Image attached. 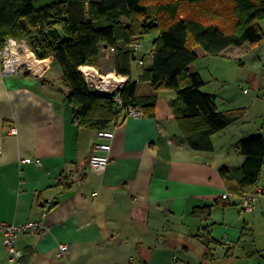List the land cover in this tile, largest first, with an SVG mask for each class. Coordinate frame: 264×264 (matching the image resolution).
<instances>
[{"label":"crops","instance_id":"1","mask_svg":"<svg viewBox=\"0 0 264 264\" xmlns=\"http://www.w3.org/2000/svg\"><path fill=\"white\" fill-rule=\"evenodd\" d=\"M156 37L140 40L132 75H124L138 82L139 95L152 92L140 76L153 65ZM247 44L217 56L238 58ZM99 52L96 67L103 74L116 72L114 51L102 43ZM196 52L190 68L206 82L202 91L215 94L218 108L228 110L219 106L218 93L196 65L214 55L202 46ZM42 61L47 68L42 74L0 75V222L41 220L48 228L43 235L19 234L21 264H264V169L253 213L241 216V197L233 195V204H214L229 192L220 168L240 169L245 157L238 142L264 131L231 138L227 132L235 121L213 135L212 151L194 150L170 105L177 93L163 90L154 116L124 113L112 123L110 164L94 174L89 158L97 129L75 122L61 65L52 55ZM26 158L42 163L22 162ZM209 204H214L211 234L217 243L208 247L196 236L204 221L193 209ZM4 240L0 231V264H20L9 261ZM60 243L72 245L67 257L57 256Z\"/></svg>","mask_w":264,"mask_h":264},{"label":"trees","instance_id":"2","mask_svg":"<svg viewBox=\"0 0 264 264\" xmlns=\"http://www.w3.org/2000/svg\"><path fill=\"white\" fill-rule=\"evenodd\" d=\"M263 20L264 0H0V49L14 37L26 39L40 59L54 56L71 90L67 100L74 120L83 127L109 128L129 107L152 117L158 93L173 90L177 97L170 105L186 142L194 150L212 151L213 135L239 120L244 108L220 110L217 96L202 91L206 82L190 68L198 59L196 48L217 56L230 46L262 44ZM151 33L157 34L153 65L140 76L151 93L139 95L131 77L121 92L122 104L90 90L81 66L101 65L102 43L114 48L116 73L131 76L137 53L131 45ZM237 148L245 157L243 166L222 167L220 174L230 194L243 198L262 177L264 133L239 141ZM214 204L233 202L220 197ZM214 204L193 209L204 221L196 236L208 247L217 243L211 234Z\"/></svg>","mask_w":264,"mask_h":264},{"label":"built area","instance_id":"3","mask_svg":"<svg viewBox=\"0 0 264 264\" xmlns=\"http://www.w3.org/2000/svg\"><path fill=\"white\" fill-rule=\"evenodd\" d=\"M141 43L135 41L131 47L135 52L138 51ZM110 50H114L110 47ZM46 65L42 59L38 58L30 47L26 39H17L10 37L6 40L3 48L0 50V75L7 77L10 75H37L42 74L46 70ZM81 71L85 75L86 82L93 92L113 96L114 100L122 104L121 92L127 81L124 75L116 72L103 74L99 68L93 65L81 66ZM128 115H142V110L136 107L126 109ZM17 127L12 126L10 132L17 133ZM97 141L93 144L92 152L89 158V170L94 174H102L106 171L111 161L112 144L115 138V130L113 128H100L96 130ZM22 162H36L41 164L40 158H26ZM75 179H80L79 176L73 173ZM73 178V179H74ZM97 193L95 192L94 195ZM223 198H230L231 194L226 192L222 195ZM255 193H246L241 198L240 214H251L254 212V206L257 201ZM48 230L47 226L41 221H29L24 224L0 222V231L5 235V246L8 250L9 261L12 263H20L23 255L22 251L17 248L16 241L20 233L41 234L43 235ZM225 243H230L227 238ZM72 250L70 243H60L58 246L57 256L59 258L67 257ZM21 264V263H20Z\"/></svg>","mask_w":264,"mask_h":264},{"label":"rangeland","instance_id":"4","mask_svg":"<svg viewBox=\"0 0 264 264\" xmlns=\"http://www.w3.org/2000/svg\"><path fill=\"white\" fill-rule=\"evenodd\" d=\"M153 34L146 35L143 41ZM196 65L209 82V88L218 93L221 108H244L243 116L227 132L230 136L232 132L231 138L241 133L254 135L264 131V42L248 43L238 58L209 56ZM253 193L258 199L259 192L254 190Z\"/></svg>","mask_w":264,"mask_h":264}]
</instances>
